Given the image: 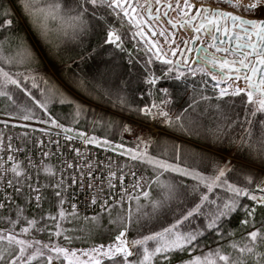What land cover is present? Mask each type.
I'll return each instance as SVG.
<instances>
[{"label": "snow or ice", "instance_id": "snow-or-ice-1", "mask_svg": "<svg viewBox=\"0 0 264 264\" xmlns=\"http://www.w3.org/2000/svg\"><path fill=\"white\" fill-rule=\"evenodd\" d=\"M11 2L12 0H9V7ZM217 2L228 3L236 8L243 7L247 12H257L264 6V0H254L246 7L239 3L233 5L232 0H217ZM15 3L27 19L37 43L44 49L46 56L62 55L69 44L77 47L83 45L84 38L89 36L95 28H100L101 33L105 35L103 45L88 50L87 57L82 56V59L102 55L105 51L104 45H114L115 48L124 51L122 35L107 19V17L115 15L121 19V24L124 23V18H127V22L138 29L132 33L133 39L139 36L145 43L151 44V48L147 51L151 52L154 48L157 59L168 65L178 64L179 61L174 62L165 57L168 51L171 52L172 56H176L179 52L181 57H184V66L195 75L197 69L191 67L188 58L185 56V49L187 52L192 51L189 41L182 38L181 43L185 45V48H181L174 38L175 33L169 34L165 28L157 29L148 22L151 20L163 24L159 7L163 4L165 17L169 10L176 11L182 17L181 26L192 28L196 34L192 38V44H195L196 40H200L202 35L210 36L211 41L207 48H215L217 53H225L234 57V59L229 60L214 54L209 56L207 48L196 49L203 53L199 57L200 60L212 65L213 68L218 67L220 69L219 74H211V79L217 81V86L224 80H232L235 83L243 78L249 89L246 92L247 102L254 105L251 116L264 115V75L258 82L253 80L257 73L264 74V19H244L222 10L211 11L207 7L197 9L195 15H190V10L195 6L190 4L189 0H183L182 5L180 0H176L175 6L171 0H167V2L165 0H43V2L42 0H15ZM153 4L157 5L155 15L153 14ZM145 15L147 19L144 18ZM197 19L200 22L193 24ZM221 20L231 21V28L228 27L227 23L221 24ZM167 23L172 28H176V23L171 19ZM142 24L147 27L152 36L163 37L164 44H167L168 48L162 52L163 45L158 40L152 41L151 38L147 37ZM12 25L13 20L11 18H8L6 14L0 15V64L8 65L10 68L23 67L25 71L13 72L10 68L6 69V67L0 66V97H6L15 103V97L10 91V86L14 87L27 96L36 108L48 116L46 120L40 119L39 123L50 124L62 129L65 133L71 132L72 129L65 128L57 119L51 117L47 105L57 96L60 97L59 103L61 104H72L73 101L60 92L56 86H49L48 80L39 74L41 57L36 51L35 45L29 40L28 35L17 32H12L10 35L6 34V30L11 29ZM236 29H239L243 35L236 32ZM169 35L173 39L169 40ZM221 35L226 39H221ZM253 36L256 37V43L252 42ZM233 40L236 41L234 48L231 47ZM225 43L229 47L217 46ZM172 44H176V47L172 48ZM253 56L255 59H250ZM151 62V58H149L148 63ZM236 64H239V67H233ZM225 68H228L229 72L234 71L235 77L225 75L223 71ZM199 70L205 71V69ZM242 70H248L252 75L244 74L242 77ZM168 71L171 72L172 68L170 67ZM116 79L118 81L119 74H116ZM157 79V77H150L146 83L155 85ZM29 83L31 88L28 87ZM88 86L87 81L81 80L78 88L87 90ZM91 87L100 97L107 98L108 107L134 111L145 122H158V126L162 127L165 133L178 134L183 139L180 143L173 145L171 159L150 156L147 153V148L154 143V140H145L141 136L136 137L137 146L135 149H126L120 153L121 155H130L132 160H140L151 165L157 174L153 180L143 176L137 177L136 172L132 171L131 176L134 183L126 187L123 168L119 169L121 173L119 176H117V172L109 170L107 178L109 187L115 188L116 185L112 183V180L118 179L121 185V194L111 205L107 199L104 200L100 205L101 209L111 215L110 209L112 207L128 205L126 213L118 214L116 219L110 220V223L116 225L117 233L110 243H101L89 248H70L61 245L58 239H52L53 236L57 238L62 236L66 244L71 245L76 240L84 239L79 235H71V232H87L91 235L93 231L99 228L100 222L99 215L81 218L77 212L76 204L71 205V211L63 208L65 203L63 193L66 188L64 178L61 177L54 185L55 196L59 198L56 215L48 214L40 218H28L24 216V209L18 207L15 218L11 216L0 217V219H6L9 225L7 228H0V264H34V262L35 264H54V262L64 264L65 261L67 264H102L101 258H107L110 264H172L174 256L181 253H188L190 256L182 264H264V250H262L264 249V224L261 228H255L253 218L256 207H248L240 202L242 197H246L254 201L256 206L264 207V195L257 196L249 191V187L255 183V169L257 167L264 169V119L258 120L256 127H253V121L246 117L243 124L239 125L242 135L236 139H229V148L226 151L231 152L234 148L237 154L246 153V163L237 168L236 165L232 164L231 156L209 158L207 155L201 154L198 157H193L183 152V141L200 135L209 140L212 147L222 143L219 127L208 130L189 114L190 109L195 110L196 101L173 115L168 108L171 100L168 98L170 94L167 89L162 90L165 98L161 99L160 103L153 102L142 107L132 108L131 102L119 83L114 82L112 85H108L107 81L103 80ZM33 88L39 89L43 99H37L33 96L31 91ZM242 92H245V89L237 86L231 94L239 95ZM227 94V89H220V97ZM254 94H258V99H253ZM202 99L206 100L208 97H202ZM22 111L24 114L21 115L20 119L29 121L35 118L31 109L24 108ZM82 112L83 106L76 104V115L79 116ZM9 118H12L11 114H9ZM0 124L8 127L7 120H0ZM15 126L13 125V127ZM21 126L28 127L26 124ZM41 131H45V129H41ZM123 131L130 132L132 128L125 124ZM78 136L84 140L85 144L100 143L96 138L86 137L85 133L82 132L78 133ZM149 136H152L151 132H149ZM73 138L66 136L68 140ZM103 144L108 145L110 142L105 139ZM3 146L4 138L0 134V150L3 149ZM116 147L122 148L123 146L116 145ZM7 149L9 152L21 151L19 148L13 149L10 142L7 144ZM74 151L78 156L82 155L79 149H74ZM167 154L168 149L165 146L161 156H167ZM43 155L48 156L49 153L45 152ZM8 162L12 163L9 167H5ZM67 167L73 168L74 165L67 163ZM75 167L81 171L82 180V169L79 165ZM87 167L89 169L88 176L91 179L92 165L87 164ZM45 171H50V169H45ZM8 172L13 174L15 180H5V174ZM164 172L191 177L197 183L192 186L190 192L182 193L176 184L160 180V176ZM27 179L29 177L26 171L13 155H8L6 160L0 157V181H4L7 187L13 188L15 193L19 195L23 192L24 181ZM77 183L80 181L72 176L71 184ZM154 184L160 188V192L155 197L151 192ZM81 186L83 185L81 184ZM26 187L30 189V196L35 193L32 199L35 200L37 207H40L42 199L40 188L34 187L32 184H27ZM87 187L95 190L96 186L90 182ZM256 188L264 193V181L261 184H256ZM218 189L222 190L224 194L221 195L217 192ZM99 190L103 191L102 186ZM141 198L149 202L147 207L150 208V211H142L144 206L140 203ZM5 201L12 202L11 195H6L4 200L0 201V209L6 207ZM132 201L137 202L135 216L131 210ZM91 203L97 204L95 195L92 197ZM241 209H243L246 217L241 221V224L252 226V231L246 232L239 241L233 240L227 247L218 245L206 253L202 252L200 255L191 256V252L199 249V239L206 232H214L221 238L225 235L232 237L234 233L225 234L221 229L225 218ZM68 217H72L74 220L82 219L85 226L78 229H62L60 222ZM197 218H202L205 222L197 223ZM48 221L55 223L49 225ZM18 225L19 227H17ZM133 226L136 227L137 231L146 234L129 240L127 234ZM53 228L56 231H53ZM109 231L111 232V230ZM39 232H47L49 240L45 242L37 239L33 233ZM245 254L248 256L246 257ZM252 257H257V259L252 260Z\"/></svg>", "mask_w": 264, "mask_h": 264}, {"label": "trees", "instance_id": "trees-1", "mask_svg": "<svg viewBox=\"0 0 264 264\" xmlns=\"http://www.w3.org/2000/svg\"><path fill=\"white\" fill-rule=\"evenodd\" d=\"M5 14L13 20V25L11 29L6 30V34L10 35L12 32L26 33L41 57L39 74L48 80L49 86H56L60 92L73 101L72 104H61L59 103L60 97L57 96L48 103V113L63 126L85 133L86 137L87 135L94 136L99 139L100 143H88L86 147L82 148L79 146L80 137L78 132L72 130L60 134L59 131L49 127V124H45L47 126H37L27 123L28 121L20 123L11 120H7L8 127L0 124V134L4 138V146L0 150V157L6 160L8 155H13L15 160L21 163V167L29 177L24 181V190L19 195L15 193L13 188L7 187L4 181H0V201L4 200L6 195L12 197V202L5 201L6 207L0 209V217L11 216L15 218L18 207L24 209V216L28 218H40L48 214L56 215L59 198L55 196L56 189L54 185L63 177L66 188L63 193L65 198L63 208L71 211V205L76 204L77 212L81 218L99 215V228L93 231L91 235L87 232H71V235H79L84 238L74 241L71 245H67L62 236L60 238L53 236L52 239H58L61 245L70 248H88L101 243L108 244L114 240V236L117 234L116 225L110 223V220L116 219L118 214L126 213L128 205L112 207L110 209L111 215L103 211L100 206L101 203L107 199L110 205L113 204L121 192L110 188L107 179L103 182L105 187L102 192L99 189L97 191L89 189L87 187L89 183L87 181L89 178L87 164H91L92 168L97 169L99 172H106L111 169V171L117 172L118 176L121 174L119 169L123 168L124 181L130 178L132 171L153 180L157 173L154 172L151 165L140 160H132L128 154H120L126 149H135L137 146V140H131L124 135L123 125L134 124L136 120L144 121V119L137 116L134 111L108 107L107 98L100 97L91 87L103 80H106L108 85H112L114 82L119 83L124 94L131 102L132 108L160 102L161 99L165 98L163 89H167L170 94L168 98L171 100V104L168 108L173 115L196 101L195 110L190 109L189 114L208 130L219 127L222 143L212 147L211 142L200 135L190 140H184L183 152L193 157L204 154L209 158H224V154L232 153L234 156L232 164L236 165L237 168L246 163V153L237 154L234 148L231 152L226 151L229 148V139H236L242 135L239 125L243 124L246 117L251 119L253 127H256V122L264 119V115L251 116L254 105L248 104L247 95L244 92L239 95L228 93L224 97H220L216 93L214 80L211 79L207 66L203 62L195 61L190 64L193 69H197L195 75H193L185 66L168 65L157 60L151 52L147 51L140 40L133 39L128 26L125 25L126 23L121 24V19L115 15L107 17V19L114 28L118 27L122 35L124 51L115 48L114 45H104L105 51L102 55L82 59V56L87 57L88 50L103 45L105 35L101 33L100 28H95L89 36L84 38L83 45L77 47L69 44L62 55L46 56L44 49L37 43L27 19L21 13L15 0H12L10 7L9 0H0V15ZM149 58L152 61L150 64L148 63ZM0 66H4L6 69L10 68L8 65L0 64ZM48 67L52 68L53 72L48 70ZM170 67L172 68L171 72L168 71ZM199 69H205V71ZM10 70L13 72L25 71L23 67L19 66L10 68ZM181 73L183 75H180ZM116 74H119L118 81ZM177 76H179V79H177ZM150 77L158 78L155 85L146 83V80ZM81 80L88 82L87 90L78 88ZM28 87L31 88L30 83ZM41 87H44V85H41ZM10 91L15 97V103L9 101L6 97H0V120H6L1 117L4 114H11L12 117L19 119L24 114L22 111L24 108H29L34 113L35 118L29 121L48 119V116L42 110L36 108L32 101L18 89L10 86ZM31 91L37 99H43L39 89L33 88ZM202 97H208V99L205 100ZM76 104L83 106V112L79 116L76 115ZM25 124L28 127L21 126ZM13 125L16 126L13 127ZM41 129H45V131H41ZM161 133H165V130L163 129L153 138L154 143L147 148V153L153 157L171 159L173 145L180 143L183 138L171 132L160 135ZM61 135L74 138L67 143ZM105 139L110 144H103ZM9 142L12 144L13 149L19 148L21 151L9 152L7 149ZM70 144L73 145L72 149L69 148ZM116 145H122L123 147L117 148ZM165 146L168 149V154L167 156H161ZM58 147L61 149L58 150ZM74 149H79L82 155L78 156ZM45 152L49 155L44 156L43 153ZM11 163L8 162L5 167H9ZM67 163L73 164L74 167L68 168ZM76 165H79L82 169V180L81 171L75 167ZM45 169H50V171H45ZM72 176H75L80 183L72 185ZM254 178L255 183L249 187V191L257 196L264 195L256 188V184H261L264 181V169L257 167ZM6 179L15 180L11 172L5 174ZM160 180L176 184L182 193L190 192L192 186L197 183L191 177H182L171 172H164L160 176ZM27 184L40 188L42 197L40 207H37L35 200L32 199L35 193L29 195L30 189L26 187ZM216 191L221 195L224 194L222 190L218 189ZM151 192L154 197L157 196L160 192L159 186L154 184ZM94 195L97 197V204L91 203ZM240 202L248 207H256L253 218L254 226L255 228H261L264 224V207L256 206L254 201L246 197H242ZM140 203L144 206L142 211H150V208L147 207L149 203L147 200L141 198ZM136 206L137 202L132 201L131 210L134 216L136 215ZM245 218L243 209L225 218L221 231L225 234L234 233V235L232 237L225 235L221 238L214 232H206L199 239V249L191 252V256L200 255L202 252L206 253L209 249H215L218 245L227 247L233 240L239 241L246 232L253 230L252 226L241 224V221ZM203 222L205 221L202 218H197V223ZM47 223L53 225L55 222L48 221ZM60 223L62 229H78L85 226L82 219L74 220L72 217H68ZM7 227L9 225L6 219H0V228ZM53 231H56V229L53 228ZM33 234L41 241L47 242L49 240L47 232ZM142 234L146 233L137 231L136 227L133 226L130 228L127 238L129 240L139 238ZM245 256L247 257L248 254H245ZM189 258L188 253L176 254L172 264H182L183 261ZM101 259L102 264H110L107 258ZM255 259L257 257H252V260ZM54 264H58V262H54ZM64 264H67V262L65 261Z\"/></svg>", "mask_w": 264, "mask_h": 264}, {"label": "flooded vegetation", "instance_id": "flooded-vegetation-1", "mask_svg": "<svg viewBox=\"0 0 264 264\" xmlns=\"http://www.w3.org/2000/svg\"><path fill=\"white\" fill-rule=\"evenodd\" d=\"M190 1V0H189ZM183 4V1L181 2V5ZM190 4H195V3H193V1H191V3ZM202 7H207L208 9H210L211 11H216V10H222V11H225V12H229V13H232V14H235V15H238V16H240V17H243V18H246V19H264V16L262 15V16H260L259 15V13L260 12H247V11H237V10H235V9H227V8H225V7H222V6H220V5H214V6H209L208 5V3L207 2H204V1H202V2H199V3H197V8H192L191 10H190V15H195V12H196V10L197 9H200V8H202ZM171 10H169L168 11V15L165 17L164 15H163V13H164V11H160V15H161V17H162V19H163V24H161L160 22H158V21H151V20H149L148 22L150 23V24H153V26L155 27V28H157V29H159L160 27H163V28H165L166 30H167V33H169V34H171V33H175V32H178V30H179V28H180V30L179 31H182V30H186L187 32L188 31H191L192 32V35H191V37L188 39V34L186 33V34H184L186 37V39H183V40H187V41H189V46L190 47H192V51L191 52H187V50L185 49V56L188 58V60H189V63L191 62V63H193V62H195V61H199V62H203L204 64H206V66H207V69H208V71L209 72H211V73H219L220 72V69L217 67V68H213L212 67V65H210V64H207V63H205V61H203V60H200L199 59V57L201 56V55H203V53L202 52H198L196 49H198V48H207V45H208V43L211 41V37L210 36H206V35H202L201 36V39L200 40H196L195 41V44H192L191 43V41H192V38H193V36L194 35H196L193 31H192V28L191 27H188V26H181V23H180V21H181V19H182V17H181V15L178 13V12H176V11H172L174 14H176V17L175 18H171L170 16H169V14L171 13L170 12ZM262 12L263 11H261V13L260 14H262ZM153 14L155 15L156 13H155V9L153 10ZM201 15H204L203 13H201ZM144 18L145 19H147V16L145 15L144 16ZM169 19H171L174 23H176V28H172V26L170 25V24H168L167 23V21L169 20ZM156 22L158 23V26L156 27L154 24H156ZM200 21H199V19H197L196 21H194L193 22V24H198ZM124 23H126L125 25L126 26H128V28H129V30H130V32L131 33H134V32H136V28L135 27H133L132 25H130L128 22H127V18H124ZM224 23H227V25H228V27L230 28L231 27V21H227V22H225V21H223V20H221V24H224ZM142 27H144V31L147 33V37H149V38H151V40L152 41H156L153 37H156V36H152L151 35V32H149L148 31V29H147V27L146 26H144L143 24L141 25ZM157 36H159V35H157ZM138 40H140L142 43H143V45L147 48V50L149 49V48H151V44H148V43H145L144 42V40L143 39H141V37H139V36H137L136 37ZM161 38H163V37H161ZM175 40L179 43V41H180V39H182L183 38V34H180V35H178L177 33H175ZM221 39H226L223 35H221V37H220ZM171 39H173V37L171 36V35H169V40H171ZM162 44V43H161ZM163 45V48H162V52L164 51V50H166L167 48H168V45L167 44H162ZM217 46H219V47H229V45L227 44V43H225V44H223V45H217ZM176 46L174 45V44H172V48H175ZM231 47H235V44L234 43H232V45H231ZM181 48H185V45L182 43V46H181ZM207 51H208V54H209V56H211V55H215V56H217V57H225V56H228L229 58H232V56H230V55H227V54H225V53H217V52H215V48H207ZM151 54L156 58V55H155V49L153 48L152 49V51H151ZM166 59H171V60H173L174 62L175 61H179L180 63H178V64H176V65H180L181 67H184V64H183V59H184V57H181V55H180V53L179 52H177V54H176V56H172V54H171V52L170 51H168L167 52V55H166V57H165ZM157 59V58H156ZM192 59V60H191ZM157 60H159V61H161L162 62V60H160V59H157ZM191 60V61H190ZM190 63V64H191ZM211 66V67H210ZM212 68V69H211ZM217 73V74H218Z\"/></svg>", "mask_w": 264, "mask_h": 264}, {"label": "rangeland", "instance_id": "rangeland-1", "mask_svg": "<svg viewBox=\"0 0 264 264\" xmlns=\"http://www.w3.org/2000/svg\"><path fill=\"white\" fill-rule=\"evenodd\" d=\"M183 0H180V2H182ZM191 1H193V3H195V4H193L195 7L194 8H197V3H199V2H202V1H204V2H207L208 3V5L209 6H214V5H220V6H222V7H225V8H227V9H235V10H237V11H245L244 10V8L243 7H241V8H236V7H233V6H231V5H229L228 3H224V2H217V0H190L189 1V3H191ZM242 1H245V0H232V4L234 5V4H237V3H239V4H241L242 3ZM165 2H167V0H165ZM253 2H254V0H253ZM171 3L173 4V6H175V3H176V0H171ZM242 5V4H241ZM244 6V5H243ZM157 7V5H155V4H153V10L155 9ZM160 7V9H161V12L162 11H165V8H164V6H163V4L162 5H160L159 6ZM246 7V6H245ZM261 11H263L262 12V14H260L261 13ZM171 13L169 14V16L171 17V18H175L176 17V14H174L172 11H170ZM258 12H260L259 13V15L260 16H264V6H262V9L261 10H258ZM156 27L158 26V23L156 22V24H154ZM115 29H117L118 31H119V29H118V27H116ZM179 30H180V28H179ZM178 30V32H175V33H177L178 35H180V34H183V39H186L185 37V35L184 34H188L189 36H188V39L191 37V35H192V32L191 31H186V30H182V31H179ZM136 31H138V29H136ZM119 33H120V31H119ZM121 34V33H120ZM156 41L158 40L159 42H160V44L162 43H164V38H161L160 36H156V37H153ZM178 43V42H177ZM161 44V45H162ZM179 44H180V47L182 46V43H181V39H180V41H179ZM175 46H176V44H174ZM192 60V59H191ZM190 60V61H191ZM191 63V62H190ZM48 70H50V71H52L53 72V70H52V68H50V67H48ZM209 72V71H208ZM214 73V72H213ZM218 73V72H217ZM209 74H210V76H211V72H209ZM219 74V73H218ZM217 84V81H214V85H216ZM219 84H221L223 87L221 88V87H219V88H215L216 89V93L219 95V93H220V89H227L228 90V93H232V91L234 90V88L235 87H237V86H239L240 88H242V89H245V94H246V92L249 90L248 89V87L246 86V84H245V82L244 81H242L241 79L239 80V81H236L235 83L232 81V80H224V81H222V82H220ZM253 99L254 100H256V99H258V94H254V97H253ZM2 118H4V119H6V120H11V121H17V122H20V123H26L27 121H24V120H22V119H16V118H14V117H12L11 119L9 118V115H6V114H4V115H2L1 116ZM27 123H30V124H33V125H37V126H42V125H45V124H41V123H39V121H28ZM50 125V124H49ZM48 125V126H49ZM130 127H133L134 125H135V123L134 124H128ZM45 126H47V125H45ZM49 127H51L52 129H54V130H57V131H59L60 132V134H65V132L62 130V129H60V128H56V127H54V126H49ZM65 128H68V127H66V126H64ZM152 128H158V130H159V132H162L163 131V128L162 127H160V126H158V122L157 123H152V125L148 128V129H150V130H152ZM71 129V128H70ZM73 131H75V132H78V133H80V131H78V130H74V129H72ZM158 132V133H159ZM126 134H127V132H125L124 133V135L126 136ZM87 137H94V136H89V135H87ZM94 138H96V137H94ZM96 140H99L98 138H96ZM229 156H231V158L232 159H234V156H233V154L232 153H227V154H224L223 155V157L224 158H226V157H229ZM260 196V195H259ZM89 248V247H88Z\"/></svg>", "mask_w": 264, "mask_h": 264}, {"label": "built area", "instance_id": "built-area-1", "mask_svg": "<svg viewBox=\"0 0 264 264\" xmlns=\"http://www.w3.org/2000/svg\"><path fill=\"white\" fill-rule=\"evenodd\" d=\"M135 122H136L135 125L133 127H131L132 131L127 132V134H126V137L131 139V140H136L137 136H141L145 140L153 139L157 135V133L159 132L158 128H152V130L148 129L152 125L153 122H143V121H140V120H136ZM149 132L152 133L151 137L149 136ZM61 137L65 141H67V143L70 141V140L66 139V136L61 135ZM79 146L82 147V148L86 147V144L84 143V140L81 139V138H80V141H79ZM71 147L73 148V145L70 144L69 148L72 149ZM60 149L61 148L58 147V150H60ZM91 171H92V178L91 179L88 178L87 181H89V183L90 182L93 183L94 186H96L94 191H97L98 189H100L101 186H102V188H104L105 185H104L103 182H104L105 179L108 178L109 171L99 172L95 168H92ZM136 175H137V177L142 176L138 172H136ZM112 183L116 185V187L112 188V189L113 190L115 189L116 191L120 192L121 185L119 183V180L118 179H113ZM132 183H134V180H133L132 176L130 175V178L128 180L124 181V185L127 187V186H130Z\"/></svg>", "mask_w": 264, "mask_h": 264}, {"label": "water", "instance_id": "water-1", "mask_svg": "<svg viewBox=\"0 0 264 264\" xmlns=\"http://www.w3.org/2000/svg\"><path fill=\"white\" fill-rule=\"evenodd\" d=\"M242 18H243V17H242ZM244 19H246V18H244ZM230 28H231V27H230ZM236 32H238L240 35H243V33L239 31V29H236ZM252 42H253V43H256V37H255V36L252 37ZM232 43H234V44L236 45V41H235V40H233ZM232 43H231V45H232ZM241 43H243V41H241ZM249 51H250V50H249ZM221 57H222V56H221ZM225 57L228 58L229 60L234 59V57H232V58H229L228 56H225ZM250 59L254 60V59H255V56L250 57ZM233 67H239V64H236V65H234ZM258 67H260V66L258 65ZM226 69L228 70V68H226ZM228 71H229V70H228ZM244 74H247L248 76H251V75H252L250 71H248V70H242V72H241V76L243 77ZM262 75H264V74H262V73H257V75H256L255 77H253V80H254L255 82H258Z\"/></svg>", "mask_w": 264, "mask_h": 264}, {"label": "bare ground", "instance_id": "bare-ground-1", "mask_svg": "<svg viewBox=\"0 0 264 264\" xmlns=\"http://www.w3.org/2000/svg\"><path fill=\"white\" fill-rule=\"evenodd\" d=\"M251 3H253V0H245V1H242V5L244 6H247V5H250Z\"/></svg>", "mask_w": 264, "mask_h": 264}]
</instances>
